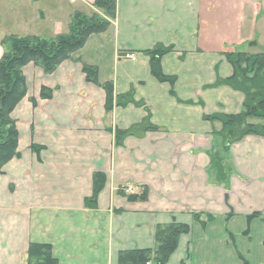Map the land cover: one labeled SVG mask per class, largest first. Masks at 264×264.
<instances>
[{"label": "crops", "instance_id": "crops-1", "mask_svg": "<svg viewBox=\"0 0 264 264\" xmlns=\"http://www.w3.org/2000/svg\"><path fill=\"white\" fill-rule=\"evenodd\" d=\"M94 2L0 0L25 26L19 36L0 32V59L9 36L53 40L75 13H100ZM160 45L173 48L161 65L174 86L152 75L144 53ZM233 51L264 52V0H117L110 28L53 73L26 65L27 93L11 114L19 155L0 173V264H27L31 244L50 245L58 264H119L122 252L155 249L157 228L174 223L190 232L168 264H264V138L224 151L222 124L205 119L243 110L242 93L213 87L233 75L225 56ZM84 66L115 95L134 92L159 131L117 147L116 130L142 122L146 109L106 112V93ZM216 155L225 182L216 180ZM97 173L107 182L92 210L85 200ZM144 188L146 201L120 195Z\"/></svg>", "mask_w": 264, "mask_h": 264}, {"label": "trees", "instance_id": "trees-1", "mask_svg": "<svg viewBox=\"0 0 264 264\" xmlns=\"http://www.w3.org/2000/svg\"><path fill=\"white\" fill-rule=\"evenodd\" d=\"M95 8L100 13L91 16L77 12L73 15L67 34L59 35L53 40H44L34 36L18 37L9 36L2 41L5 50L0 59V173L4 166L13 158L18 157V131L11 114L26 96V81L22 69L28 64L41 67L46 73L51 74L71 55L84 47L92 35L105 33L117 15V0H95ZM173 51L172 47L156 46L144 52L150 58L152 75L160 82L170 86L176 84L175 76H168L162 70V58ZM227 61L233 68V75L226 79H218L213 86H227L244 95V106L237 115L216 114L205 117L207 121H218L222 124L219 136L223 143V150L242 141L248 136L264 138V52L250 54L244 51L225 53ZM86 80L100 86L106 93V112L110 113L115 107L126 108L134 105L137 108L146 106L143 102L135 100L134 92L124 95H115L112 83L100 84L99 72L96 67L84 66ZM41 97L51 99L52 91L43 88ZM146 117L139 124L133 125L128 130L115 132V145L122 147L126 139L131 137L142 138L149 132L159 131L153 125L151 114L146 109ZM256 120L258 123H252ZM216 170V180L225 182L227 173L221 157L213 158ZM107 182L102 173H97L93 180V194L85 200L86 208L96 210L98 199ZM120 195L130 202L146 201L148 189L138 194L127 195L120 190ZM255 217V216H252ZM200 221L201 216H195ZM212 217H208L211 221ZM190 232V227L182 224L160 226L156 232L155 249L122 252L119 264H168L170 257L176 251L181 236ZM27 264H58L53 256L50 245L31 244L28 250Z\"/></svg>", "mask_w": 264, "mask_h": 264}, {"label": "rangeland", "instance_id": "rangeland-1", "mask_svg": "<svg viewBox=\"0 0 264 264\" xmlns=\"http://www.w3.org/2000/svg\"><path fill=\"white\" fill-rule=\"evenodd\" d=\"M0 10L5 12V13H0V32L2 33L9 32L10 35L12 34L18 35L24 32L25 26L23 25V21L21 19L19 20L20 18L19 13L13 14L4 6ZM251 121L252 123H258V121L256 120H251ZM122 191L125 193V190ZM27 260H28V254H27ZM152 264H154V262H152Z\"/></svg>", "mask_w": 264, "mask_h": 264}, {"label": "built area", "instance_id": "built-area-1", "mask_svg": "<svg viewBox=\"0 0 264 264\" xmlns=\"http://www.w3.org/2000/svg\"><path fill=\"white\" fill-rule=\"evenodd\" d=\"M123 58H125V59H128V60H135L136 58H135V56L134 55H132V54H126L125 56H123ZM131 194V193H133L132 192V190L131 189H128V190H126V194Z\"/></svg>", "mask_w": 264, "mask_h": 264}]
</instances>
